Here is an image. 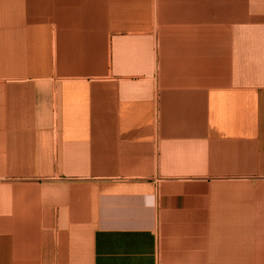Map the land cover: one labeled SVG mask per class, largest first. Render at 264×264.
Listing matches in <instances>:
<instances>
[{"label":"crops","instance_id":"obj_1","mask_svg":"<svg viewBox=\"0 0 264 264\" xmlns=\"http://www.w3.org/2000/svg\"><path fill=\"white\" fill-rule=\"evenodd\" d=\"M0 264H264V0H0Z\"/></svg>","mask_w":264,"mask_h":264}]
</instances>
